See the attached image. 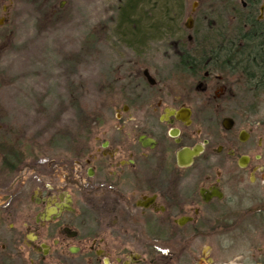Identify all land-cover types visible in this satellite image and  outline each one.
I'll list each match as a JSON object with an SVG mask.
<instances>
[{"label": "flooded vegetation", "instance_id": "af4514ba", "mask_svg": "<svg viewBox=\"0 0 264 264\" xmlns=\"http://www.w3.org/2000/svg\"><path fill=\"white\" fill-rule=\"evenodd\" d=\"M229 2L128 49L48 144L0 100V264H264V74L221 58L264 40V0Z\"/></svg>", "mask_w": 264, "mask_h": 264}, {"label": "rangeland", "instance_id": "374dc122", "mask_svg": "<svg viewBox=\"0 0 264 264\" xmlns=\"http://www.w3.org/2000/svg\"><path fill=\"white\" fill-rule=\"evenodd\" d=\"M23 1L12 9L10 23L0 28V36L10 38L8 50L0 56V100L18 126L31 137L37 134L40 144H48L55 131L66 130L71 124L76 127L78 122L72 115L98 107L99 74L130 64L128 49L134 47L122 41L116 47L109 44L118 24L119 5L125 0H64L62 13L46 21L39 13L40 3L52 6L60 0ZM185 2L183 23L187 14L208 16L210 0ZM161 6L160 0L137 5L158 23ZM156 34L157 40L149 46L155 54L165 48Z\"/></svg>", "mask_w": 264, "mask_h": 264}, {"label": "trees", "instance_id": "16d2710c", "mask_svg": "<svg viewBox=\"0 0 264 264\" xmlns=\"http://www.w3.org/2000/svg\"><path fill=\"white\" fill-rule=\"evenodd\" d=\"M140 1L142 3L144 0H125L120 3L119 20L116 28H114L115 34L120 41L128 43L130 47H138L140 43L147 40L148 36L156 39V33H159V36H163V34L166 33L184 31L181 18L186 8L185 0H160L162 2V8H160L161 11L158 13V17L161 18L159 23L156 19L152 20V18L148 16V11H143L142 8L137 7ZM228 3H230L229 0H211V6H209L211 8H209V10L214 8L218 10V6L221 9L222 7H230L232 9L233 4ZM40 4L39 13L42 14V19L45 21L46 19H56L55 16L58 13H62V9L58 5L54 4L51 6L48 2H41ZM211 15H215V11L213 14L208 12V16ZM248 48V52H242L232 56L223 55L221 58L227 59L228 63L234 64L235 66L238 65L242 68H244L246 63L249 65L248 69L252 70L255 74L263 75L264 40L252 43ZM240 67H237V71L235 72L239 79L242 75V69Z\"/></svg>", "mask_w": 264, "mask_h": 264}, {"label": "water", "instance_id": "95a60500", "mask_svg": "<svg viewBox=\"0 0 264 264\" xmlns=\"http://www.w3.org/2000/svg\"><path fill=\"white\" fill-rule=\"evenodd\" d=\"M194 3H195V2H194ZM194 6H195V4H194ZM190 22H191V18L188 17V18L186 19V26H187V27H190Z\"/></svg>", "mask_w": 264, "mask_h": 264}]
</instances>
